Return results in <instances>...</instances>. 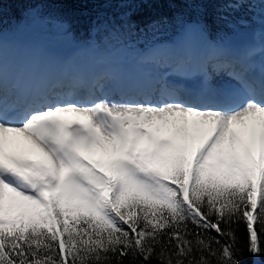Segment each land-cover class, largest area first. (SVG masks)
<instances>
[{
	"label": "snow or ice",
	"instance_id": "snow-or-ice-1",
	"mask_svg": "<svg viewBox=\"0 0 264 264\" xmlns=\"http://www.w3.org/2000/svg\"><path fill=\"white\" fill-rule=\"evenodd\" d=\"M6 2L35 6L83 49L114 38L148 58L138 38L175 26L205 56L195 90L166 76L157 99L117 98L99 79L72 80L67 95L0 88V264H262L264 0H0V17ZM61 4L126 10L88 19L81 40ZM210 4L225 5L216 31ZM160 5L174 11L134 18ZM245 5L251 15L233 18Z\"/></svg>",
	"mask_w": 264,
	"mask_h": 264
},
{
	"label": "bare ground",
	"instance_id": "bare-ground-1",
	"mask_svg": "<svg viewBox=\"0 0 264 264\" xmlns=\"http://www.w3.org/2000/svg\"><path fill=\"white\" fill-rule=\"evenodd\" d=\"M48 29H49V25L44 26V29L42 30L37 29L38 33H35V35L31 39L30 36H25L22 34H19L18 36H12L8 33H0V57L9 59L15 56L23 59V67L25 68L23 83L27 88L31 87L32 83H35L37 81L38 78H36V76L39 77V75H42L46 71V68L52 62L53 55L58 48L66 45L68 49L71 45L74 44V43L69 44L67 42V39L64 37L61 39H51L50 36L41 35L44 32L51 33L50 31H48ZM56 32L57 35H63L58 30ZM51 34L54 35V33ZM246 40L242 41L239 44H243ZM164 44L165 43H163V45ZM170 44H171L170 46H173L172 43ZM176 44L180 48H185L193 52H197L202 46H205L203 42L200 41L199 39L183 41L180 39V36ZM92 48H96V46ZM22 49L23 51H20ZM88 49L89 48L75 51L74 57H72L73 60H69V61L74 65L80 63L79 61H82L87 57L88 55L87 52H89ZM171 52L174 53L173 49ZM63 57L64 56H61L59 58H62L61 60L63 59L66 60V58ZM123 69L124 68H122V71ZM141 70L144 69L141 68ZM192 70L193 68L189 69L188 72H192ZM20 79L21 77L19 74L14 76V80H20Z\"/></svg>",
	"mask_w": 264,
	"mask_h": 264
},
{
	"label": "trees",
	"instance_id": "trees-1",
	"mask_svg": "<svg viewBox=\"0 0 264 264\" xmlns=\"http://www.w3.org/2000/svg\"><path fill=\"white\" fill-rule=\"evenodd\" d=\"M35 6L28 4H21L15 2H6L3 4V13L2 17H0V30H4L5 27L1 26L2 24H24L23 20L27 19V17H33L37 12L34 9ZM53 8H59L63 12L69 14L71 18L76 21V31L78 36L81 39H86L87 37V24L86 21L88 19L94 18L98 13L104 14L106 17L118 18L119 15L125 11V7L120 4H61V5H53ZM223 4H210L208 5V19L210 23H213V27L216 26L214 21L215 17L218 15L217 9L224 8ZM245 13L248 14L246 6L241 9ZM174 10L170 8L168 5H160L154 6L151 8H144L140 11V14L136 17L140 22H144L149 18L159 16V15H170ZM87 12L88 15L85 16L84 13ZM37 16H40L39 14ZM117 22H119L117 20ZM82 34V35H81ZM114 39V38H107ZM104 40V39H103ZM102 40V41H103ZM212 236H216V233L213 231L210 233ZM237 235L239 236L241 243L246 244V230L241 225L237 230ZM255 258L252 256H246V264H253V260ZM262 264H264V256L259 258ZM152 264H158L157 261H153Z\"/></svg>",
	"mask_w": 264,
	"mask_h": 264
},
{
	"label": "rangeland",
	"instance_id": "rangeland-1",
	"mask_svg": "<svg viewBox=\"0 0 264 264\" xmlns=\"http://www.w3.org/2000/svg\"><path fill=\"white\" fill-rule=\"evenodd\" d=\"M29 6L31 4H28ZM241 16H239L237 13L233 14V18H239ZM23 20V22L25 23V19H21ZM30 22H28L27 24H4L8 29H11L12 31H14V33H19V34H25V36H30V39L35 35V33H38L37 29H44V26L49 25V29L48 31H50L51 34L49 32H44L41 35L43 36H50L51 39H61V38H66L64 35H57V29L55 27H53L52 25L48 24L46 20H44L43 18H37V19H26ZM52 27V28H51ZM220 27H223V25H220ZM175 28V26H170V27H163V28H159L158 30H156L155 32H150V37H154V38H164L167 37L169 35H172V31ZM245 29H241L240 33L236 35L235 38H238L239 36H243L245 35L244 32ZM225 31H230L228 29H225ZM11 35V34H10ZM14 36V35H12ZM18 36V35H16ZM248 38V37H247ZM247 38H244L242 41L246 40ZM67 39V38H66ZM67 42L69 44L73 43L72 41L67 39ZM63 49H67L66 45L65 46H61L60 48H58L57 50H63ZM118 49L120 50V52H125L128 49H122V47H118Z\"/></svg>",
	"mask_w": 264,
	"mask_h": 264
}]
</instances>
